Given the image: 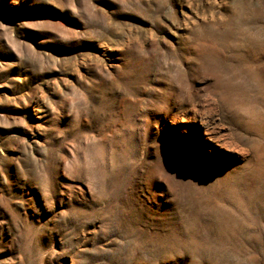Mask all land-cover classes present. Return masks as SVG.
Listing matches in <instances>:
<instances>
[{"label":"rangeland","instance_id":"rangeland-1","mask_svg":"<svg viewBox=\"0 0 264 264\" xmlns=\"http://www.w3.org/2000/svg\"><path fill=\"white\" fill-rule=\"evenodd\" d=\"M0 264H264V0H0Z\"/></svg>","mask_w":264,"mask_h":264}]
</instances>
